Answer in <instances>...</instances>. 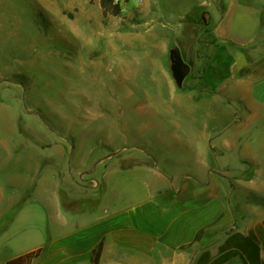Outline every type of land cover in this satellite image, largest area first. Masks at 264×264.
I'll return each instance as SVG.
<instances>
[{
  "label": "crops",
  "instance_id": "0c3cea01",
  "mask_svg": "<svg viewBox=\"0 0 264 264\" xmlns=\"http://www.w3.org/2000/svg\"><path fill=\"white\" fill-rule=\"evenodd\" d=\"M175 40L162 52L145 51L160 58L164 108L201 112L221 130L235 101L236 127L159 135L168 146L171 137L184 144L185 154H167L163 169L156 151L143 156L135 148L82 174L95 170L100 180L74 183L65 168L44 210L41 177L31 188L0 172V264L39 250L31 264H92L99 245V264H253L243 249L252 235L264 264V206L249 198H264V154L244 132L264 120V0H202L181 17ZM169 47L191 67L182 87L167 67Z\"/></svg>",
  "mask_w": 264,
  "mask_h": 264
},
{
  "label": "rangeland",
  "instance_id": "374dc122",
  "mask_svg": "<svg viewBox=\"0 0 264 264\" xmlns=\"http://www.w3.org/2000/svg\"><path fill=\"white\" fill-rule=\"evenodd\" d=\"M120 1L121 15L105 19L100 0H0V172L31 188L41 177L42 210L54 203L65 168L74 183L100 180L95 170L82 174L135 148L143 156L156 151L163 169L167 154H185L184 144L171 137L168 146L159 135L231 132L238 123L235 101L221 130L201 112H168L160 58L145 52L177 43L181 17L202 0ZM244 132L264 154V136L255 134L264 120Z\"/></svg>",
  "mask_w": 264,
  "mask_h": 264
},
{
  "label": "trees",
  "instance_id": "16d2710c",
  "mask_svg": "<svg viewBox=\"0 0 264 264\" xmlns=\"http://www.w3.org/2000/svg\"><path fill=\"white\" fill-rule=\"evenodd\" d=\"M100 4L103 10L104 18L107 19L110 16L117 17L121 15L123 9L121 6L120 0H100ZM250 200L254 201L261 206H264V198L258 197L256 194L251 193L249 195ZM245 247H243L244 252L247 254L248 258L253 264H259L260 256V247L255 239V236H251L245 239ZM102 252V245H99L94 251L92 264H99ZM42 253V250L37 252L30 253L23 258L12 261L9 264H21L22 260L25 259L28 261V264H31L32 261L38 258Z\"/></svg>",
  "mask_w": 264,
  "mask_h": 264
},
{
  "label": "water",
  "instance_id": "95a60500",
  "mask_svg": "<svg viewBox=\"0 0 264 264\" xmlns=\"http://www.w3.org/2000/svg\"><path fill=\"white\" fill-rule=\"evenodd\" d=\"M171 71L179 87L183 86L185 79L191 72V67L184 61L181 50L178 47L170 51Z\"/></svg>",
  "mask_w": 264,
  "mask_h": 264
}]
</instances>
